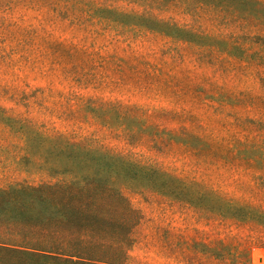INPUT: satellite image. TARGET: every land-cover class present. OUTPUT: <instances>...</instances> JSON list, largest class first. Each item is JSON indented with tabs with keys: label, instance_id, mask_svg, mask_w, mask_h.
<instances>
[{
	"label": "rangeland",
	"instance_id": "1",
	"mask_svg": "<svg viewBox=\"0 0 264 264\" xmlns=\"http://www.w3.org/2000/svg\"><path fill=\"white\" fill-rule=\"evenodd\" d=\"M59 135L159 172L131 264H264V0H0V187Z\"/></svg>",
	"mask_w": 264,
	"mask_h": 264
},
{
	"label": "trees",
	"instance_id": "2",
	"mask_svg": "<svg viewBox=\"0 0 264 264\" xmlns=\"http://www.w3.org/2000/svg\"><path fill=\"white\" fill-rule=\"evenodd\" d=\"M65 139L44 155L52 182L0 187V264L126 263L140 219L115 185L159 172Z\"/></svg>",
	"mask_w": 264,
	"mask_h": 264
},
{
	"label": "crops",
	"instance_id": "3",
	"mask_svg": "<svg viewBox=\"0 0 264 264\" xmlns=\"http://www.w3.org/2000/svg\"><path fill=\"white\" fill-rule=\"evenodd\" d=\"M141 221V219H140ZM137 225L135 226L133 232H132V239H133V243L130 247V249L128 250V253H127V258H126V264L127 263H130L131 264V261L135 258H142L143 255L141 253L142 251V248H141V245L142 243H140L141 241H143L141 238H143V236H140V240H138L139 238L137 237L136 233H137ZM150 230H153V234H155L156 236L154 237V239H159L160 236L162 237L163 234H167L168 231H170V228L169 227H153V228H150ZM147 238H145L144 240H146ZM140 241V242H139Z\"/></svg>",
	"mask_w": 264,
	"mask_h": 264
},
{
	"label": "built area",
	"instance_id": "4",
	"mask_svg": "<svg viewBox=\"0 0 264 264\" xmlns=\"http://www.w3.org/2000/svg\"><path fill=\"white\" fill-rule=\"evenodd\" d=\"M260 261H261V258H258V259H257V263H259Z\"/></svg>",
	"mask_w": 264,
	"mask_h": 264
}]
</instances>
